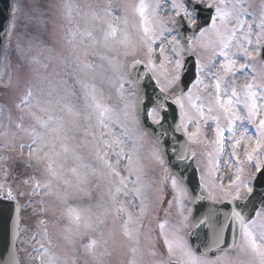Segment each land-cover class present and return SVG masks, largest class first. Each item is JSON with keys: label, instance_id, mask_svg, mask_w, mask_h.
Returning <instances> with one entry per match:
<instances>
[{"label": "snow or ice", "instance_id": "obj_1", "mask_svg": "<svg viewBox=\"0 0 264 264\" xmlns=\"http://www.w3.org/2000/svg\"><path fill=\"white\" fill-rule=\"evenodd\" d=\"M0 205V264H264V0H7Z\"/></svg>", "mask_w": 264, "mask_h": 264}, {"label": "water", "instance_id": "obj_2", "mask_svg": "<svg viewBox=\"0 0 264 264\" xmlns=\"http://www.w3.org/2000/svg\"><path fill=\"white\" fill-rule=\"evenodd\" d=\"M7 15V0H0V18ZM12 209L7 205H0V245L5 241L8 229L11 227L9 215Z\"/></svg>", "mask_w": 264, "mask_h": 264}, {"label": "rangeland", "instance_id": "obj_3", "mask_svg": "<svg viewBox=\"0 0 264 264\" xmlns=\"http://www.w3.org/2000/svg\"><path fill=\"white\" fill-rule=\"evenodd\" d=\"M221 172L223 173V175L226 177V179H225V183H227L228 182V178H230L231 177V172L230 171H228L226 168H222L221 169ZM24 227V225L23 224H21V228H23ZM21 238H23V233H22V235H21ZM29 251H31L32 249L31 248H29L28 249ZM22 255V257L25 255L24 253H22L21 254ZM113 264H116V260L114 259V261H113Z\"/></svg>", "mask_w": 264, "mask_h": 264}]
</instances>
